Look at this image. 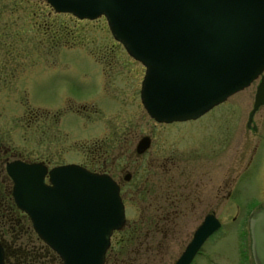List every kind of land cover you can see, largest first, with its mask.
I'll list each match as a JSON object with an SVG mask.
<instances>
[{
    "label": "rangeland",
    "instance_id": "obj_1",
    "mask_svg": "<svg viewBox=\"0 0 264 264\" xmlns=\"http://www.w3.org/2000/svg\"><path fill=\"white\" fill-rule=\"evenodd\" d=\"M120 44L104 16L80 19L56 12L46 0H0V139L15 152L7 154V161L17 154L29 161L46 160L50 167L81 161L83 147L105 140L115 125L120 126L119 145H105L108 153L104 155L114 160L115 180L128 171L132 179L124 180L122 193L126 224L114 231V250L106 264H173L199 222L189 230L185 227L177 241L168 242V257L161 241L155 246L160 252L156 254L153 248L154 256L148 257L145 241L135 239L129 226L133 221L139 227L143 215L142 204L130 201L129 192L133 185L144 186L142 171V176L135 175L133 169L145 166L146 157L130 161L127 154L143 134L150 135L162 150H177L184 139L190 140L201 148L198 157H207L210 151L214 158L210 161L216 174L213 212L221 222L193 264H254L249 218L259 200L264 203V105L256 110L250 126L247 121L264 71L249 86L201 116L160 124L140 100L145 67ZM83 101L87 105L79 112L76 106ZM39 111L44 114L36 123L34 113ZM54 112L58 114L51 125L49 113ZM28 119L33 121L30 127ZM118 152L122 156L112 157ZM161 153L155 154L160 161ZM4 165L5 161L0 163L2 171ZM225 186L231 191L226 203L222 200ZM5 238L9 239V234ZM20 239L29 245L36 241L31 231Z\"/></svg>",
    "mask_w": 264,
    "mask_h": 264
},
{
    "label": "water",
    "instance_id": "obj_2",
    "mask_svg": "<svg viewBox=\"0 0 264 264\" xmlns=\"http://www.w3.org/2000/svg\"><path fill=\"white\" fill-rule=\"evenodd\" d=\"M80 19L104 16L115 40L145 67L140 98L156 121L195 119L264 71V0H46ZM264 105V78L254 113ZM149 138L138 142V152ZM16 206L63 264H105L111 236L126 222L119 186L79 164L8 161ZM129 179V175L125 176ZM221 222L207 215L174 264H190ZM254 264H264V206L249 218ZM0 264L5 252L0 241Z\"/></svg>",
    "mask_w": 264,
    "mask_h": 264
},
{
    "label": "flooded vegetation",
    "instance_id": "obj_3",
    "mask_svg": "<svg viewBox=\"0 0 264 264\" xmlns=\"http://www.w3.org/2000/svg\"><path fill=\"white\" fill-rule=\"evenodd\" d=\"M54 40L55 38H52V41ZM120 45L123 46L122 44ZM134 60L138 61L136 59ZM4 79L6 78L4 77ZM86 105L87 102L83 101L79 102L76 107L80 112L83 108L86 107ZM41 114L44 113L41 111L34 113V121L37 120L36 123H38V116H40ZM57 114L58 112H54L53 114L49 113V123H51V125L52 123H55ZM28 121H30V123L28 122L29 124H27V127H30L31 122L33 121L31 119H28ZM158 123L161 124L165 122ZM178 135L184 136L185 133L183 131H178ZM143 137L149 138V144L145 150H143L142 152H138V142ZM0 138H3V136L0 135ZM108 138L112 139L110 144H106V140ZM184 141L186 142L180 144V147L177 148V150H174L173 148H167V150H162V148H157L158 144L154 145L150 135L143 134L138 139L133 149L130 147L128 148L127 157H129V159L131 158L130 161H136L137 159H139V157H146L145 166L140 167L141 165H139L135 166L133 169V174L135 175L139 174L142 171L145 177L144 186L133 185L132 189H130L131 191L129 192L131 196L130 201L135 203H138L140 201V204H142L143 215L139 219V227L137 226L136 222L133 223V221L129 223V226L131 228V234H134L135 239L137 237L145 241V244L149 248L148 257L154 256L153 248L156 250L155 246L156 244L160 243V241L163 242L164 252L167 254L168 257L169 241H177L179 237L183 234L185 227H187V229L189 230L195 221L199 222L197 225L198 227L207 215H215L213 211L217 203V191L215 183L216 174L212 172V166L210 163V161L214 159L212 157V153L209 151L207 157H198V149H201L200 146L196 145L190 140H188L190 142L185 139ZM119 142L120 126L115 125L113 127V131L110 133V135L105 138V140L93 141L88 146H85L80 150L84 154V156L82 155L83 157L81 161H69L62 164H79L80 166L84 167L85 169L91 172L98 174H107L112 177L113 180L119 186V194L125 207V199L122 194L123 187L126 185V183H124V180L129 182L130 179H132V173L128 171L122 176L123 180H115L114 174L116 172V169L114 166V160L108 158L109 156L104 155L105 152L108 153L107 149L105 148V145H112L113 147H117L119 145ZM3 143L4 142L0 139V163L5 161L6 165V163L8 162L7 154L13 156L15 155V152L10 150V148L6 147ZM206 149L207 148H204V150ZM172 150L176 151V155L171 154L173 153ZM158 151L160 153L164 152L163 159H161V161L157 158V156H155ZM116 156H122V154L118 152L117 155H112V157L114 158ZM14 159L32 162L26 160L18 154L12 160ZM35 161H42L44 163L47 162L46 160L42 159ZM226 171H228V168L226 169ZM142 173L139 175L142 176ZM126 175H129V179H125ZM225 188L226 191L222 195V200H224L226 203L228 201V198L230 197L231 191L229 189L227 190V186H225ZM258 195L260 198L261 196H263L262 192H259ZM261 202L262 200L260 199L257 208L264 206V203ZM203 211L206 212L202 214L201 212ZM196 228L193 229L189 241L186 243L180 254L173 262V264L181 256L186 246L191 241ZM214 234L208 237V239L204 242L203 246L197 252L195 257L202 251L206 242ZM159 252L160 251H157L156 254H158ZM195 257L193 258L190 264H193Z\"/></svg>",
    "mask_w": 264,
    "mask_h": 264
},
{
    "label": "trees",
    "instance_id": "obj_4",
    "mask_svg": "<svg viewBox=\"0 0 264 264\" xmlns=\"http://www.w3.org/2000/svg\"><path fill=\"white\" fill-rule=\"evenodd\" d=\"M49 35L52 41L54 37L51 33ZM2 169L3 171L0 167V241L5 252V264H63L57 253L31 228L28 215L16 206L11 195L12 181L5 168ZM25 224H29V227H25ZM30 231L35 234L36 241L33 245L20 239L24 232ZM6 233L9 234V239L5 238ZM113 250L111 245L105 255V264Z\"/></svg>",
    "mask_w": 264,
    "mask_h": 264
},
{
    "label": "bare ground",
    "instance_id": "obj_5",
    "mask_svg": "<svg viewBox=\"0 0 264 264\" xmlns=\"http://www.w3.org/2000/svg\"><path fill=\"white\" fill-rule=\"evenodd\" d=\"M141 83H142V81H141Z\"/></svg>",
    "mask_w": 264,
    "mask_h": 264
}]
</instances>
